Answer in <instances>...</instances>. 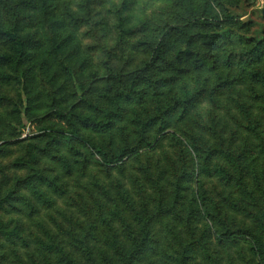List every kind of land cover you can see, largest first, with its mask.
I'll return each mask as SVG.
<instances>
[{"label":"trees","instance_id":"obj_1","mask_svg":"<svg viewBox=\"0 0 264 264\" xmlns=\"http://www.w3.org/2000/svg\"><path fill=\"white\" fill-rule=\"evenodd\" d=\"M97 1L0 0V79L41 130L0 197V264H264V23L233 12L254 2L153 0L175 15L153 39L126 0L100 32ZM95 167L116 178L89 203L69 180Z\"/></svg>","mask_w":264,"mask_h":264},{"label":"rangeland","instance_id":"obj_2","mask_svg":"<svg viewBox=\"0 0 264 264\" xmlns=\"http://www.w3.org/2000/svg\"><path fill=\"white\" fill-rule=\"evenodd\" d=\"M124 0H98L95 4L93 21L98 22L99 31L101 32L106 28L107 35L112 37L115 35L116 29L115 25L117 22V16L112 9L115 6H120ZM130 6V12L135 20H149V22H155L151 29L147 31V35L156 39L164 28V25L171 22L175 18L170 10L169 2L164 1H153V0H126ZM104 2L103 4H101ZM251 3H243L239 8L233 10L235 14L242 16V20H251L258 26L259 23H264V17L262 16L261 9L263 8V0H251ZM168 10L166 11V7ZM165 11V12H164ZM126 12V11H125ZM127 13V12H126ZM169 14V15H168ZM168 17V18H166ZM178 19V18H176ZM96 26V27H97ZM95 27V28H96ZM72 32L75 34L77 40L80 41L81 47L84 51L92 53V59L95 63H99V52L97 49V37H95L93 32H88L89 28L82 26H74ZM140 38H146L144 32L139 36ZM22 98H24V105L21 103ZM26 96H20L19 91L15 85L6 84L0 79V146L7 144L8 152L6 154L0 155V168H3L2 173H0V197L5 194L14 185L15 179L26 173L13 165L14 159L23 150V145L25 142L21 140L30 138L31 136L41 133L38 122L30 121L25 115L26 107ZM17 110H21L22 114ZM47 112V109H43L39 112L40 116H43ZM20 142V143H19ZM172 150L169 143H166L164 149L157 150L158 152H151L147 154L148 156H162L163 150ZM170 154H175L174 152H169ZM144 164V157L141 158ZM139 163L130 167L134 176H141L142 172L137 169ZM116 178V173L109 176L102 172L99 168H93L91 173L86 178H80L78 174H75L69 180L70 191L73 196H76L77 192L81 193V198L83 195L86 196V202H92V196L96 197L101 194V185L105 188L112 189V184ZM70 207L67 205L66 201L59 200L58 207L54 211L55 217L60 222H64L65 225L68 224L65 215L69 214ZM24 224L34 230V222L22 218Z\"/></svg>","mask_w":264,"mask_h":264},{"label":"water","instance_id":"obj_3","mask_svg":"<svg viewBox=\"0 0 264 264\" xmlns=\"http://www.w3.org/2000/svg\"><path fill=\"white\" fill-rule=\"evenodd\" d=\"M263 2H264V0H263ZM262 13L264 14V3H263V8H262Z\"/></svg>","mask_w":264,"mask_h":264}]
</instances>
